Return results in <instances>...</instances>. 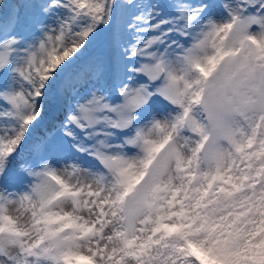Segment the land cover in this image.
Listing matches in <instances>:
<instances>
[{
  "label": "snow or ice",
  "instance_id": "1",
  "mask_svg": "<svg viewBox=\"0 0 264 264\" xmlns=\"http://www.w3.org/2000/svg\"><path fill=\"white\" fill-rule=\"evenodd\" d=\"M0 264H264V0H0Z\"/></svg>",
  "mask_w": 264,
  "mask_h": 264
},
{
  "label": "rangeland",
  "instance_id": "2",
  "mask_svg": "<svg viewBox=\"0 0 264 264\" xmlns=\"http://www.w3.org/2000/svg\"><path fill=\"white\" fill-rule=\"evenodd\" d=\"M36 131H37V134L40 133L41 131H43V125H41L40 127H38V129Z\"/></svg>",
  "mask_w": 264,
  "mask_h": 264
}]
</instances>
